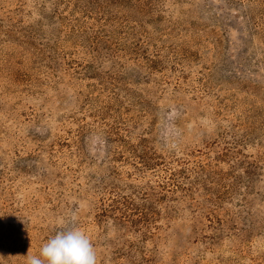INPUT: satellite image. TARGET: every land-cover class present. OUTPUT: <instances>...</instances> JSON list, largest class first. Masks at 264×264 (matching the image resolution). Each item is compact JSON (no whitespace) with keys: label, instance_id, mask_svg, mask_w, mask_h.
Instances as JSON below:
<instances>
[{"label":"rangeland","instance_id":"obj_1","mask_svg":"<svg viewBox=\"0 0 264 264\" xmlns=\"http://www.w3.org/2000/svg\"><path fill=\"white\" fill-rule=\"evenodd\" d=\"M99 2L0 0V264H264V0Z\"/></svg>","mask_w":264,"mask_h":264},{"label":"clouds","instance_id":"obj_2","mask_svg":"<svg viewBox=\"0 0 264 264\" xmlns=\"http://www.w3.org/2000/svg\"><path fill=\"white\" fill-rule=\"evenodd\" d=\"M59 223L60 229L43 244L38 256H28L26 264H98L89 236L79 228H65L63 220Z\"/></svg>","mask_w":264,"mask_h":264},{"label":"trees","instance_id":"obj_3","mask_svg":"<svg viewBox=\"0 0 264 264\" xmlns=\"http://www.w3.org/2000/svg\"><path fill=\"white\" fill-rule=\"evenodd\" d=\"M89 3H96V2H98L97 3V6H98V4H99V7H100V9L101 8H103V10H105L106 9V7L104 6V5H101V3L99 2V0H87ZM113 2H115V1H111V3H113ZM103 10H101V11H103Z\"/></svg>","mask_w":264,"mask_h":264}]
</instances>
